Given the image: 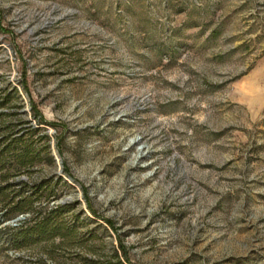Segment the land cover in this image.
Segmentation results:
<instances>
[{"label": "rangeland", "instance_id": "1", "mask_svg": "<svg viewBox=\"0 0 264 264\" xmlns=\"http://www.w3.org/2000/svg\"><path fill=\"white\" fill-rule=\"evenodd\" d=\"M0 91L73 208L0 264H264V0H0Z\"/></svg>", "mask_w": 264, "mask_h": 264}, {"label": "trees", "instance_id": "2", "mask_svg": "<svg viewBox=\"0 0 264 264\" xmlns=\"http://www.w3.org/2000/svg\"><path fill=\"white\" fill-rule=\"evenodd\" d=\"M16 94V93H15ZM14 94V95H15ZM15 96L12 93L0 91V110L11 106ZM14 108L20 109V101L16 100ZM34 109V117L39 127H22L24 123L14 122L10 115L0 113V212L5 222L26 217L21 226L14 229L12 245L16 249L31 247L41 243H49L57 238L68 242L73 227L68 224L66 216L73 211L71 204L60 205L55 208L41 206L43 200L55 201L58 199L50 180L30 182L21 178L22 175H31L42 162L43 151L52 159L48 135H40L44 120L39 111ZM41 140L46 141V147H40ZM94 213V212H93ZM95 214V213H94ZM113 258L116 260L99 262L96 264H124L119 253ZM127 260V256L123 258ZM92 264H95L92 263Z\"/></svg>", "mask_w": 264, "mask_h": 264}, {"label": "built area", "instance_id": "3", "mask_svg": "<svg viewBox=\"0 0 264 264\" xmlns=\"http://www.w3.org/2000/svg\"><path fill=\"white\" fill-rule=\"evenodd\" d=\"M20 217H23V216H20ZM25 219H26V217H25Z\"/></svg>", "mask_w": 264, "mask_h": 264}]
</instances>
